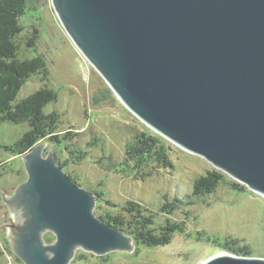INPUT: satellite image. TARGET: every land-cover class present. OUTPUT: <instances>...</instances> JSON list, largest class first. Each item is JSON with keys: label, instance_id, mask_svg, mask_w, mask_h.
<instances>
[{"label": "water", "instance_id": "95a60500", "mask_svg": "<svg viewBox=\"0 0 264 264\" xmlns=\"http://www.w3.org/2000/svg\"><path fill=\"white\" fill-rule=\"evenodd\" d=\"M87 61L155 132L264 196V0H51ZM42 143L3 197L11 249L25 264H71L77 248L130 251ZM55 240L46 243L43 234ZM201 264H264L216 253Z\"/></svg>", "mask_w": 264, "mask_h": 264}, {"label": "rangeland", "instance_id": "374dc122", "mask_svg": "<svg viewBox=\"0 0 264 264\" xmlns=\"http://www.w3.org/2000/svg\"><path fill=\"white\" fill-rule=\"evenodd\" d=\"M28 9L23 18L26 28L21 35L22 46L32 36L33 27L36 28V52L44 56L48 76L36 74L30 78L20 95L42 86L55 89L57 99L45 110L61 114L58 130L61 134L67 129L76 133L59 144L42 140L43 155L52 150L55 157L65 161L64 171L71 172L82 187L102 193L96 201L95 214L115 215L132 200L154 213L156 229L166 219L184 222V232L174 233L167 245L148 247L133 242L130 251L113 250L103 255L77 248L71 264H201L216 253L227 252L207 236L214 240L238 238L240 244L250 247V257L264 259V196L249 189L236 191L222 181L211 194L186 204L187 197L193 198L191 191L199 176L212 170L223 171L204 157L161 136L131 112L76 47L60 23L51 0L29 2ZM23 53L31 56L35 52ZM25 129L24 124L0 126V264H25L11 249L8 220H13L14 215L3 197L14 193L27 179V172L21 156L2 147L16 140ZM144 129L159 135L169 147L173 167L148 161L145 170L149 174L144 178L117 171L116 166H124L127 146ZM223 173L225 180H234ZM175 197L183 199V203L170 214L163 212L162 206ZM197 231L207 236L198 240ZM45 235L49 236V243L55 240L52 232H45L43 238Z\"/></svg>", "mask_w": 264, "mask_h": 264}, {"label": "trees", "instance_id": "16d2710c", "mask_svg": "<svg viewBox=\"0 0 264 264\" xmlns=\"http://www.w3.org/2000/svg\"><path fill=\"white\" fill-rule=\"evenodd\" d=\"M39 0H0V126L3 123L24 124L26 129L14 141L5 143L2 147L13 155H23L29 152L36 144L42 140L49 139L57 144L72 134L67 129L63 134L59 132L61 124V114L55 110L46 111V106L57 99V91L48 86L37 88L31 93L20 95L22 88L27 81L40 74L48 76V69L45 58L36 52L37 29L33 27L32 36L24 42L22 46L21 35L26 28L23 18L27 15L28 3L37 4ZM35 52L31 56H25L24 51ZM169 147L166 146L159 135L153 134L149 129H144L136 134L132 143L125 150L123 167H117L119 172L133 173L134 177L144 178L147 171L146 164L156 163L166 167H173V162L169 157ZM56 162L64 168L65 161H60L56 157ZM149 161V163H148ZM149 172V171H148ZM67 176L77 185L78 179L71 173ZM226 175L218 170L208 171L199 176L192 188L191 197L184 201L176 198L169 203H165L161 210L168 214L180 204H193V200L206 196L214 192L217 185L224 181L232 189L243 192L247 187L235 180H225ZM95 194L97 200L101 192L88 189ZM114 207L116 205L113 204ZM126 213V214H125ZM100 220L111 227L122 231L129 236L137 245L148 247L164 246L171 242L174 233L184 232L183 221H170L158 229L154 227V213L143 206L140 202L129 200L122 206V212L115 215L95 214ZM207 236L205 232L197 231L196 239L200 240ZM49 236L45 235L44 240L50 242ZM209 238L208 240L217 242L219 246L229 253L250 256L251 249L246 244H240V239L235 237ZM84 256V255H83Z\"/></svg>", "mask_w": 264, "mask_h": 264}]
</instances>
